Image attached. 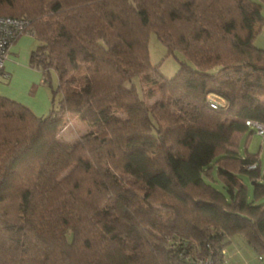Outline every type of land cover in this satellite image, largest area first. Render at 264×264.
I'll return each mask as SVG.
<instances>
[{
  "label": "trees",
  "instance_id": "1",
  "mask_svg": "<svg viewBox=\"0 0 264 264\" xmlns=\"http://www.w3.org/2000/svg\"><path fill=\"white\" fill-rule=\"evenodd\" d=\"M263 10L0 0L50 91L44 116L0 96V264H221L232 241L264 264V172L239 150L246 121L264 126ZM151 33L183 56L172 78L149 61ZM69 114L92 127L73 142L58 138Z\"/></svg>",
  "mask_w": 264,
  "mask_h": 264
},
{
  "label": "crops",
  "instance_id": "2",
  "mask_svg": "<svg viewBox=\"0 0 264 264\" xmlns=\"http://www.w3.org/2000/svg\"><path fill=\"white\" fill-rule=\"evenodd\" d=\"M34 39L29 35L21 36L10 48L4 64L7 80L0 82V94L3 97L28 107L35 115L44 116L50 107V94L42 85V76L29 66ZM35 88V91L33 90ZM31 91L33 93L31 94ZM221 264H263L240 241H232L222 251Z\"/></svg>",
  "mask_w": 264,
  "mask_h": 264
},
{
  "label": "rangeland",
  "instance_id": "3",
  "mask_svg": "<svg viewBox=\"0 0 264 264\" xmlns=\"http://www.w3.org/2000/svg\"><path fill=\"white\" fill-rule=\"evenodd\" d=\"M252 1H256V0H252ZM262 13L264 17V10L262 11ZM254 30L256 32L257 27H255ZM253 45L259 49H264V21L261 23L260 31L255 37L253 41ZM175 55L177 56V58H175L171 54L168 55L165 46L158 41L154 33L149 34L148 37L149 61L153 66L158 67L159 72L165 78L168 79L172 78L179 70V64L177 59H183V56L178 53H176ZM0 83L3 84L4 82H0ZM53 87H56L55 78L53 79ZM138 88L139 90L141 89L139 84H137V89ZM156 89L157 86L155 85L152 84L145 85V91L153 92L155 94L149 100V103H153L158 99V96L156 95ZM33 90L35 91V88H33ZM48 92L50 91L48 90ZM32 93L33 91H31V94ZM215 100L217 101L218 99ZM47 114L48 112L45 115ZM91 128H92L91 125L87 121H82L78 119L76 116L69 114L64 117V125L60 129L58 138L65 142H73L81 135L87 133ZM251 130L253 131V133L250 136H248L247 133L242 136L239 143V150L241 151L242 154L244 150H246L250 154L258 155L259 171L264 172V137L259 136L255 130L253 129ZM250 195H252L251 190H250Z\"/></svg>",
  "mask_w": 264,
  "mask_h": 264
},
{
  "label": "built area",
  "instance_id": "4",
  "mask_svg": "<svg viewBox=\"0 0 264 264\" xmlns=\"http://www.w3.org/2000/svg\"><path fill=\"white\" fill-rule=\"evenodd\" d=\"M27 26V22L22 20L11 19L8 17L0 16V81L7 80L9 77L4 71V64L8 59L9 51L15 40L19 35L23 33ZM212 103L210 106L212 108H216V102L211 100ZM245 125L256 131V133L264 137V126L253 122L246 121ZM255 166H251L249 168H254ZM196 264H213L211 257H205L199 259Z\"/></svg>",
  "mask_w": 264,
  "mask_h": 264
}]
</instances>
